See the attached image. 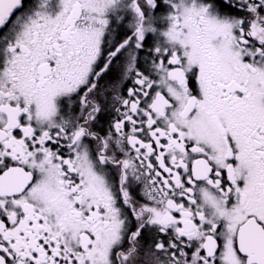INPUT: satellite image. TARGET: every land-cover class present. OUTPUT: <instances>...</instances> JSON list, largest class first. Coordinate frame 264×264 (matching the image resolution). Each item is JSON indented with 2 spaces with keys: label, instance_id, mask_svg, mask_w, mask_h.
Masks as SVG:
<instances>
[{
  "label": "snow or ice",
  "instance_id": "1",
  "mask_svg": "<svg viewBox=\"0 0 264 264\" xmlns=\"http://www.w3.org/2000/svg\"><path fill=\"white\" fill-rule=\"evenodd\" d=\"M0 264H264V0H0Z\"/></svg>",
  "mask_w": 264,
  "mask_h": 264
}]
</instances>
